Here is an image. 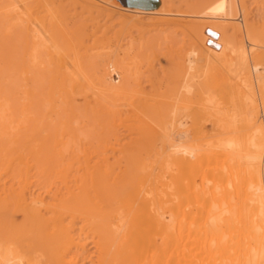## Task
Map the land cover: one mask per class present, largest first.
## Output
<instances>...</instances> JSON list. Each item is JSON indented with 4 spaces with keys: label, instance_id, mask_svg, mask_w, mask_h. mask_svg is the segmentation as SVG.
Wrapping results in <instances>:
<instances>
[{
    "label": "bare ground",
    "instance_id": "obj_1",
    "mask_svg": "<svg viewBox=\"0 0 264 264\" xmlns=\"http://www.w3.org/2000/svg\"><path fill=\"white\" fill-rule=\"evenodd\" d=\"M121 2L93 0V5L106 9L110 15L117 12L129 28L155 15L175 22L187 16L196 17L200 25L191 29L195 30L193 33L198 32L196 35L205 46L202 51L207 53V67L217 62L235 66L241 90L222 107L213 95L206 99L214 104L210 110L204 105L191 111L187 93H192L191 81L197 76L193 71L198 68L199 48L191 47L183 53L182 82H177L175 87L165 80L155 82L152 73L148 75L152 77V88L148 91L143 85L145 72L133 35L121 37L114 44L113 40L107 41L106 32V39L101 35L100 40L94 39L99 40L96 46L88 45L91 24H83L85 20L72 31L67 28L68 17H60L48 5L35 9L27 5L29 0H0V16L5 15L12 27L19 30L23 27L26 45L21 71L30 75L28 81L31 79L34 83L43 67H50L47 102L53 114L62 113L54 116L49 111L51 118L83 109L82 114L91 116L95 122L94 128L100 124L106 131V136L99 140L100 148L91 151L83 145L84 140L77 152L72 149L75 153L69 156L74 160L72 163L66 164L55 153L49 154L53 162L60 159L61 166L68 165L64 169L58 166L56 170L54 165L58 162L53 165V171L60 170L59 178L66 189L61 191L58 186L53 203H48L45 197L51 190L37 195L32 192L33 165L25 155L31 153L38 163L35 157L41 159L49 150L56 151L59 145L68 146L67 129L73 135L81 130L80 127L73 130L71 124L76 111L68 114L74 116L66 119L70 126L66 120L61 121L65 125L62 129L50 123L53 131L45 132L48 134L45 140L37 142L43 135L39 138L38 134H30L32 139L26 140L29 142L26 148L23 146L26 141L20 139L22 136L16 138L19 133L15 131L13 138L11 134L2 136L3 142L0 136L3 148L0 150L6 149L7 153L6 161H2L8 168H15L19 175L18 186L1 189L3 184H0L3 191L0 205L11 206L10 223L23 228L17 235L10 231V240H0V264H264V7L260 5L261 0L255 1L260 5L254 10L255 19L258 17L255 23L248 22L246 0ZM231 27L240 30V41L229 34ZM94 32L96 36L97 31ZM95 50L105 51V58L111 63L110 75L95 79L88 73L85 59ZM35 91L34 86H24V100H33ZM79 98L84 99L81 105L77 103ZM26 101L23 104L30 103ZM3 106L0 107V129L14 130L13 120L11 124L6 121L10 115ZM21 110L22 114H17L23 116L20 118L25 123L28 116ZM20 118L17 120L22 123ZM90 118L86 120L91 125ZM208 120L212 124L210 130L204 124ZM33 121L38 122V118ZM86 128L83 129L86 131ZM121 128L135 136L131 134L130 141H122ZM32 130L38 129L35 126ZM80 136L74 137L75 140ZM49 139L53 142L52 149ZM61 151L59 156L63 157L65 153ZM191 236L198 250L190 246Z\"/></svg>",
    "mask_w": 264,
    "mask_h": 264
},
{
    "label": "rangeland",
    "instance_id": "obj_2",
    "mask_svg": "<svg viewBox=\"0 0 264 264\" xmlns=\"http://www.w3.org/2000/svg\"><path fill=\"white\" fill-rule=\"evenodd\" d=\"M87 1L88 0H29V4L30 5L29 4H27V5L30 6V7L33 6L34 8L36 6H39V5H48L52 10H54L55 13L57 12L56 14H58L60 17L61 16H64L65 18L68 17L67 18V22H68L67 24H69V25H67V28L72 30V31L75 30L77 24L79 25L80 22L85 20L84 22H82L83 24H87L88 26H90V24H91V31H89V33L91 32V39L87 38L88 42L86 41V43H88V45H92L93 44L92 46H96L98 44L97 42H99V40H100L99 37L101 35L105 36L107 34V37H108L107 41L109 42V41L113 40L114 44L117 43V41H119L122 38H127V37H130V36L133 35V37L136 38L135 46L137 48H139L141 65L143 66V71L145 72V76L143 78L145 82H144L143 85L147 88L146 90H148V91H149V89L151 90V88H152L151 87L152 83L150 81V79H152V77L149 78L148 75H151L153 73L154 81L155 80H157V81L158 80H165L168 83L171 82V83H169L170 86L172 85V87H175L177 82H179L181 80L183 81V79H184V78L181 79L183 77V76H181L182 75V71H181L182 70L181 69V65L182 64L181 63L183 62V60H182L183 53H185V51H187L191 47L199 48L201 53L204 52L202 50L205 49V46H203V43L200 41L199 37L197 36V35H199L198 32L193 33V31H195V30H193V29H195V26L196 25H200L199 20H197L196 17H195V19H191L194 16H191V17L187 16L185 18L183 17V18H181V21L179 20V22H175V21H173V20H171L169 18H164L163 16H158V15L156 16L155 15L152 18L150 17L148 19L147 18L143 19L142 23H140L137 27L129 28V27H126L125 24L122 23L121 17H120V15L117 12L112 13L111 14L112 17H111L109 12L105 11L106 9L100 8L99 5H93L94 4L93 0H90L92 2H90V1L87 2ZM116 1H118L121 4H123L121 2V0H116ZM255 1L256 0H246V9H247L246 10V13H247L246 16L247 15L249 16V17H247V19L249 18V20H248L249 23H255V20L258 18V17H256V19H255V12L257 10V9L255 10V7L256 6L260 7V5H262L264 7V0H261L260 5H258V3H256ZM253 2H254V4H253ZM252 4H253V7L251 6ZM89 5H91V6H89ZM90 8L92 9V11H91ZM95 8H97L99 11L97 9L95 10ZM249 8H250V10H249ZM185 10H186V13L191 12V11H188L189 9H185ZM254 10H255V12H254ZM262 11L264 12V8L262 9ZM250 12L253 13L254 15L251 14ZM44 13H46V11H44L42 14H44ZM89 13H90L91 16L88 15ZM106 13H107V15H106ZM87 15H88L89 18L87 17ZM108 15H110V17ZM4 17H6V16L5 15L0 16V88H1L0 89L1 90L0 91V97H1L0 98V107L3 104L4 105L3 107L7 108L5 113L10 115L11 117L7 115L10 119L8 117H6L7 120H6V118L4 120L9 122L10 124L12 123L10 121L13 120V125H11V126H12V128H14V130H10V128L8 130H6V132H8L7 133L8 136H7V135H3L4 133L6 134V132H4V131H2L0 129V131H1L0 132V136L2 138V142H3V139H4L3 137L4 136L10 137V136H12V134L15 135L16 133H19L18 137L16 135V138H20L22 136V138H20V139L25 140V141L32 139V136H30V134L31 135L34 134V136L36 134H38L39 138H41V136L43 135L44 137L42 136L41 140H37V142L38 141L39 142L43 141V139L44 140L46 139V136L50 133V131H53L52 127H53L54 124H56L55 126H57V127L59 126L58 128L62 129L61 127L63 125V122L61 123V121H63V120H64V122L68 121V120H66L67 117L69 118V116H71V115H68V114H73L75 111H76L75 115H74L75 117L71 116L72 118L74 117V119H70L69 118L70 120H73V122L72 121H70V122H72L71 124H72V126H74L73 130H75V127H76V129H78L79 127L81 128V130H79L80 128L78 129L79 131H77V133L74 134L75 135L74 136L73 133L70 132L71 130L67 127L68 129L67 128L66 129L69 132L65 129L67 131V133H68V134L66 133V135H65V136H67V139H66L67 142L66 143L69 142L68 140H70V142L72 141L73 143L69 142L71 147H70L69 144H68L69 147L67 145H66L67 146L66 147L63 144L59 145L58 149L55 148L56 151L57 150L59 151V153L56 152L55 150L54 151L52 150L53 152L51 150H49V153H47V155L43 156V157H45L44 160L42 159L43 157L42 158L40 157L41 159H38V158L35 157V159L37 160L38 163L34 162L35 160H33V158H34L33 155H30L31 153L29 155H27V152H26L25 156L26 157L28 156L30 164L33 165L32 166L33 169H32V172H31V175H33L31 184H32L34 189L32 188V192H35V194L37 195V193H39V192H43L45 190H49V191L51 190L49 192V194L45 193V197L47 198L46 201L48 203H53L56 200L55 199L53 201V198H55V197H53L54 196L53 194L55 192H57L58 186L62 188L61 191H64V190L66 191V189L64 187L65 185L63 183H61V180L59 178L60 177V175H59V171L60 170L53 171V169L55 167H57V168L54 169V170H56L61 165H63V163L61 164V161L63 162V160H64V163H66V164L69 163V161L70 162L71 161L74 162V160H72V158L69 157L72 154H75L72 149H74V151L77 152L81 148L80 147V143L82 141H84V140L85 141H84L83 145L86 144L88 146V148H90L91 151H93V150H95L97 148H100L99 144H101V142L99 140L101 138H103V136H106L105 135L106 131L103 130V128L100 126V124H99L100 129L96 128V127H99V126H96L94 128V126H92V125H94L95 122L91 121V120H93L92 118H90L91 116L90 117L87 116L86 113H84L85 115L82 114L83 109H82V111H81V109H75L74 112L70 111V112H68V114L66 116L63 114L64 117L63 116L62 117H59V116L58 117H54L56 115H62V113L61 114H56V115L53 114L54 112L51 111V107L49 106V104L47 102L49 100V96H48V94L46 95V93L49 91V85H50V82H49V80H50V77H49L50 76V72H49L50 67L49 66H46V67L44 66L42 71L39 72L40 75H38V77L42 78V79L39 80V78H38V80H35L37 82V84L35 83V81L33 83V81L31 79L28 81V78H29L30 75L29 74H25V73L23 74V72L21 71L22 70L21 68H23V65L21 63V59H22V57H24V46L26 45V41H24L25 40V38H24L25 36L23 34V27H20V30L17 27L16 28L12 27L13 25L11 24V21H9L7 18H4ZM85 17H87V18H85ZM167 20H169V22ZM261 20H263V18ZM82 23H80V24H82ZM258 24L255 25V26H258ZM192 25H194V26H192ZM93 26H95V27H93ZM191 28H193V29H191ZM232 28L233 27L230 28L231 29L230 31H232V32H229V34L235 38V41H237L236 39H238V41H240L239 40V39H241L240 30L237 29V27L235 29L234 28L232 29ZM20 31L22 32L21 35L18 34V33H20ZM94 31H97L96 32V36L93 35L95 33ZM106 32H108V33H106ZM102 36H101V38H102ZM237 36H239V37H237ZM107 37L105 36L104 38L106 39ZM94 39H99V40L98 41H94ZM105 39H104V41H106ZM104 41H102V42H104ZM107 41H106V43H107ZM100 45L101 44H99L98 46H100ZM140 48H141V50H140ZM95 51H93V53L90 52L91 53V57L85 59L86 62L84 64H85V66H88L87 67L88 73L93 75V78H95V79L99 78V77H106V76L110 75V71H111V66L110 65H111V63H109V61L107 62V60L105 58V51H101V50L100 51H96V52ZM201 53L199 55L200 59L198 57V68H197V70L193 71V74H195L197 76H196L195 79H193L191 81V84L193 85V88H192V91H191L192 93H187V96L189 97L188 100L190 101V105H192L191 111H195L196 109H199V108H201V106H204V105H206L208 107L207 110H210L214 104L211 103V102H208L206 99H209L210 96H213V95L215 96V100L218 101V103H220L221 104L220 106L222 107V106H224L227 103L229 97L238 95V91H240L241 87H242L241 84H240L241 81H239L240 80V76H238V71L235 70V68H234L235 66L233 67V66H230L228 64L227 65H225V64L223 65V64L217 62V63H215V65L213 67L212 66L207 67V60H206L207 59V56H206L207 53H203V55ZM44 58H45V56H44ZM202 61H203V63H202ZM108 65L110 66V68H109ZM105 66H107V67H105ZM211 68H214V69H211ZM20 71L22 73H20ZM61 71H65V70H61ZM155 71H157V73H154ZM107 73H109V74H107ZM235 75H236V77H235ZM40 76H42V77H40ZM47 78H49V79H47ZM263 79H264V74H263ZM237 81H238V83L239 82L240 83L238 84ZM38 82H40L41 84L38 83ZM118 84H120V86L122 85L121 82H119ZM26 85L27 86H34V88H36L35 93L37 95H35L33 97L34 98L33 100L32 99H28V101H26V100H24V99H26L25 96L23 98L24 86H26ZM164 89H163V91L167 90V89H165V90ZM183 91L186 92L184 89H183ZM206 91H207V93H206ZM3 100H5V101L3 102ZM204 100H206V101H204ZM22 101L23 102H25V101L29 102L30 101L31 104L27 103V105H26L24 103L25 104L24 105ZM21 102H22V106H21ZM82 102H84V99L83 98H79L77 103L81 105ZM201 102L203 103V105H201ZM45 103H47V104L45 105ZM19 104H20V106H19ZM16 105H17V107H16ZM24 106H26V107H24ZM43 106L45 108H43ZM20 107L21 108H26V111L23 110V109L21 110ZM36 107H37V109H36ZM10 108H11V110H10ZM46 108H47V110H46ZM48 108H49V110H48ZM15 110L17 111L18 114H19L20 110L23 111V112H26L25 114L23 113V115H27L30 118H28L26 116L27 117L26 120L23 119V120H25V123H24V121H22L21 118H20V117H23V116L22 115L19 116L15 112ZM201 110H202L203 113L206 112L205 109H201ZM49 111L51 112L50 114L54 115L52 118H51V115H49ZM30 112L34 113L35 115L31 114ZM5 113L3 115H6ZM13 113L17 114L16 115L17 117ZM20 114H22V112H20ZM43 115L45 117H43ZM47 115H49L50 118H48ZM12 116L14 118H16V119L14 120ZM40 116H42L45 120H43V118L40 117ZM35 117L38 118V122H36V123H34V121H33ZM85 117L90 118V122H92L91 125L89 124V121L87 123L86 119H88V118L85 119ZM191 117H193V116H190V118ZM206 117H207V115H206ZM17 118L18 119L20 118L22 123L20 121H18ZM84 119H85V121H84ZM191 120H192V118H191ZM31 121H33V122H31ZM83 121H84V123H83ZM17 122H19L20 125H18ZM46 123H47L48 126L46 125ZM50 123H51L52 127H50L51 126ZM68 124L69 125H67V126H70L69 121H68ZM204 124H206L207 129H209V130L212 129V124H211L210 120L204 121ZM29 125H30V127L28 128ZM81 125H83L84 127L81 126ZM95 125H97V124H95ZM16 126H19L18 127L19 132H17L18 129H17ZM35 126H36V128L38 130H32V127L35 128ZM64 126L65 125H63V127ZM38 127H40V128H38ZM83 128H86V131L91 128L89 130V131L92 130L91 133H89L87 131L90 134V135H88L89 137H87L86 134H88V133H85L86 131ZM92 128H94V129H92ZM28 129L29 130L31 129V130L26 132V130H28ZM157 129L159 130L158 127H157ZM63 130H64V128H63ZM101 130H103V131H101ZM11 131H12V133H10ZM13 131H15L16 133L14 134ZM32 131H35V132L32 133ZM45 132H47L48 134H45ZM130 132L128 130L124 129V128H121L119 136H121L122 141H124V140L130 141L131 140L130 138L135 136L134 134H132ZM95 133H97V135ZM98 133H99V135H98ZM192 133L193 132L191 131L190 134H192ZM9 134H11V135L9 136ZM27 134L31 138L29 136H26ZM80 135L81 136L85 135V136H83L85 138L83 139ZM92 135L95 136V137H93ZM25 136H26V138H25ZM76 136L77 137L80 136L79 137L80 139L82 138L81 141H79V143L76 142V141H78L80 139L76 138L77 140H75V138H74ZM96 136H98L99 138L96 137ZM13 137H15V136H12L11 138H13ZM27 137H29L30 139H28ZM68 137H69V139H68ZM91 137H93V138H91ZM86 138H88V140L90 141L91 144H88V141H87ZM73 139H74V141H73ZM157 139H159V138H157ZM210 139H211V137H210ZM22 140H20V142ZM91 140H95V141L91 142ZM25 141H22V143L25 142ZM96 142H97V144H95ZM27 143H29V142L26 141L25 145H23L25 148L28 145ZM30 143L32 144L33 141L30 142ZM34 143H36V141H34ZM48 143H49V145L51 144L50 146H51V149H52L53 148L52 147V145H53L52 140H50ZM66 143H65V138H64V144H66ZM0 144H2V143H0ZM31 144H29V146ZM74 144H79V146H77V145L74 146ZM159 144L161 145V143H159ZM59 147H61L60 149H63L64 147H66V148H68L67 149L68 151L67 152L64 151V150L61 151V150H59ZM66 148H64V149L66 150ZM2 149L3 148H1V150ZM1 150H0V180H1L0 184L1 185L3 184V185L2 186L0 185V186H1V189L2 188L5 189V188H10L14 184L16 186L19 183V175H18V172L15 170V168H8V164L7 163H6L7 167H5L6 164L4 162L6 161L5 156H7V153L5 151L6 149L3 150V151H1ZM26 150L27 149H25V151ZM30 150H31V148L28 149L29 152H30ZM60 151L64 152L67 155L66 156L64 154V156L69 159V160L66 159L68 161H65V157L63 155H62L63 157L59 156L60 155ZM53 153L58 155L57 157L62 158L61 161H59L60 159H57V158L54 157L55 158L54 160L57 159L56 160L58 162L57 166L54 165V164H56L55 163L56 161L53 162L50 159L51 155H49V154H53ZM70 153H72V154L70 155ZM118 154H119V152H118ZM8 155H9V153H8ZM46 156L48 158H46ZM71 157H73V155ZM45 159H48V160L45 161ZM2 162L4 163V165H3ZM34 164H36L37 166H35ZM53 165H54V168H53ZM67 166H65V165L61 166L59 169H64ZM38 167L39 168L41 167V169L38 170L37 169ZM72 169H75V168H72ZM12 177H14L16 179H14ZM1 189H0V194L3 193V191ZM58 193H61V192H58ZM10 210H11V206H8L6 204H1L0 205V224H2V225H0V229H1L0 230V234H1L0 240L5 239V242H6V240H10L11 239L10 238L11 237V233H9L10 231H12L13 233H15L17 235V233L18 234L21 233V228H22V227L18 228L16 226L17 224L16 225H12L10 223L11 222V221H9L10 217L8 216L10 214ZM5 214H7L6 217H5ZM3 218H4V220H3ZM8 224L14 230L10 226H8ZM6 234H7V236L4 237V235H6ZM2 237H4V238H2ZM8 237H9V239H8ZM195 237L196 236H194V239H195ZM192 238H193V236H191L189 238L190 246H193L194 248H196V243L193 242ZM197 243H199L198 240H197ZM92 250H94V249H92ZM196 250H198V249L196 248ZM176 264H179V263H176ZM201 264H203V263H201ZM211 264H214V262H212Z\"/></svg>",
    "mask_w": 264,
    "mask_h": 264
}]
</instances>
